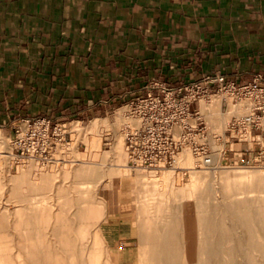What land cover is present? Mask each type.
Segmentation results:
<instances>
[{
  "label": "crops",
  "instance_id": "obj_1",
  "mask_svg": "<svg viewBox=\"0 0 264 264\" xmlns=\"http://www.w3.org/2000/svg\"><path fill=\"white\" fill-rule=\"evenodd\" d=\"M207 74L264 87V0H0L1 129L110 117Z\"/></svg>",
  "mask_w": 264,
  "mask_h": 264
},
{
  "label": "rangeland",
  "instance_id": "obj_2",
  "mask_svg": "<svg viewBox=\"0 0 264 264\" xmlns=\"http://www.w3.org/2000/svg\"><path fill=\"white\" fill-rule=\"evenodd\" d=\"M202 102L211 156L221 154L218 162L211 157L208 167L190 147L175 167H131L124 128L141 124L130 114L131 105L110 117L96 115L71 127L60 125L65 140L46 161L17 158L15 129L0 128V258L5 257L0 264H32L24 248L29 243L58 257L59 264H145L138 235L152 232L154 226L166 227L170 243L179 250L180 263L191 264L196 203L207 183H219L222 189L203 199L210 206L219 198L242 200L243 208L264 205V162L230 161L226 148L232 145L237 150L239 145L224 137L229 115L222 114V96ZM216 133L222 140H216ZM186 153L190 158L183 160ZM214 168L220 170L216 180L211 173ZM248 228L249 251L257 258L259 251L264 253V213L250 217ZM36 230L40 238L26 236ZM160 260L169 263L166 255Z\"/></svg>",
  "mask_w": 264,
  "mask_h": 264
},
{
  "label": "built area",
  "instance_id": "obj_3",
  "mask_svg": "<svg viewBox=\"0 0 264 264\" xmlns=\"http://www.w3.org/2000/svg\"><path fill=\"white\" fill-rule=\"evenodd\" d=\"M261 80V75H257L250 82L238 84L221 74H207L173 88L161 85L162 95L149 91L137 98L130 114L138 117L141 124L124 128L131 167H175L186 147L201 156L208 167L213 148L206 142L210 131L200 103L211 102L215 96H222V112L229 115L224 137L227 142L239 145L237 150L229 145L224 154L231 157L230 161L238 160L233 156H240L247 165L264 162ZM14 129V151L19 159L49 160L55 146L65 140L62 127L48 117H29ZM214 137L222 140L217 133Z\"/></svg>",
  "mask_w": 264,
  "mask_h": 264
},
{
  "label": "bare ground",
  "instance_id": "obj_4",
  "mask_svg": "<svg viewBox=\"0 0 264 264\" xmlns=\"http://www.w3.org/2000/svg\"><path fill=\"white\" fill-rule=\"evenodd\" d=\"M215 154L216 153L213 154L214 156L212 158L214 162H218V159L221 157L219 155L221 154L219 152V155L217 154L218 157ZM189 158L190 155L186 153L183 160H188ZM217 171L220 170H216V168L211 170L214 179L217 178V176H215ZM223 171L224 170H222V173H225ZM193 174L196 175L194 172ZM200 175H202V177L204 176L203 174ZM218 186L215 182L207 183L205 188L201 191L199 200L196 203L197 236L195 238L194 258L191 264H262L264 262V253L259 251L258 257L255 258L251 255V251H249L250 230H248V222L253 215L257 216L264 213V205L255 207L249 204L243 208L242 205L244 202L242 203V200L238 201L236 199V201H224V199L219 198L217 203L210 206L207 202H204L203 199L211 194L221 192L222 189ZM239 191L241 192V190ZM183 194L185 195V193ZM185 199L184 196L181 200ZM239 229H243V231L239 232ZM151 230L152 232L144 231L138 235L139 244L143 247L141 252L145 256H143V263L161 264L160 257L166 255L168 257V264H181L179 250L172 246V242L170 243V236L165 232L166 227L159 228L158 226H154ZM35 232L36 233L33 231L29 232L26 236L30 238H40L41 233L37 230ZM24 248L26 253L30 255L32 264H41V262H45L46 264L58 263V257L50 254L49 251H46L45 253L46 249L41 250V247H35V245L33 246V243H29L27 246L24 245ZM72 253L76 254L74 250ZM225 255L227 256L226 259ZM1 262L3 263V261ZM10 262L9 264H11Z\"/></svg>",
  "mask_w": 264,
  "mask_h": 264
}]
</instances>
